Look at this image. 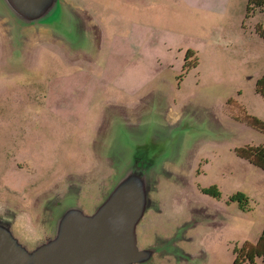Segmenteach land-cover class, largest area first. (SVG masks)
Wrapping results in <instances>:
<instances>
[{
	"label": "rangeland",
	"instance_id": "obj_1",
	"mask_svg": "<svg viewBox=\"0 0 264 264\" xmlns=\"http://www.w3.org/2000/svg\"><path fill=\"white\" fill-rule=\"evenodd\" d=\"M69 2L53 28L20 40L0 18V206L39 238L57 199L92 200L121 156L138 150L159 171L143 233L178 229L188 248L158 263L233 264L264 228V170L235 151L264 145V130L242 119L264 122V7L246 15L247 0ZM187 49L197 62L189 69ZM213 185L219 197L203 191ZM236 192L244 208L230 199Z\"/></svg>",
	"mask_w": 264,
	"mask_h": 264
},
{
	"label": "water",
	"instance_id": "obj_2",
	"mask_svg": "<svg viewBox=\"0 0 264 264\" xmlns=\"http://www.w3.org/2000/svg\"><path fill=\"white\" fill-rule=\"evenodd\" d=\"M0 6L9 38L14 30L19 40L24 31L53 28L56 20L50 18L59 6L64 12L74 8L69 0H0ZM132 153L121 156L116 176L92 200L73 195L57 199L60 210L39 238L25 236L17 212L0 206V264H157L180 246L188 249L178 229L159 231L153 239L143 233L154 209L159 171L138 150Z\"/></svg>",
	"mask_w": 264,
	"mask_h": 264
},
{
	"label": "trees",
	"instance_id": "obj_3",
	"mask_svg": "<svg viewBox=\"0 0 264 264\" xmlns=\"http://www.w3.org/2000/svg\"><path fill=\"white\" fill-rule=\"evenodd\" d=\"M254 7H264V0H247L246 15H249L251 9ZM256 30L264 39V29L260 24L257 25ZM192 54V50H186L184 62L185 69H189L197 63L196 61L194 63H188L187 60ZM257 90L264 95V76L258 80ZM242 119L252 127L264 130V122L259 118L245 113ZM235 151L239 157L264 170V145H244L237 147ZM203 191L216 197L220 196L219 190L214 185L208 188H203ZM230 199L232 201H238L243 208L247 202V197L242 192H236L230 197ZM258 258L261 260V264H264V228L255 242L246 240L239 248L234 250L233 264H258Z\"/></svg>",
	"mask_w": 264,
	"mask_h": 264
}]
</instances>
